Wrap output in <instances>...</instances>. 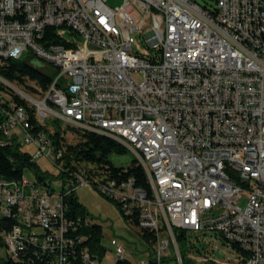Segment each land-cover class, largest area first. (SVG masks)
<instances>
[{
  "label": "built area",
  "instance_id": "built-area-1",
  "mask_svg": "<svg viewBox=\"0 0 264 264\" xmlns=\"http://www.w3.org/2000/svg\"><path fill=\"white\" fill-rule=\"evenodd\" d=\"M211 7L196 0H0V58L31 50L27 61L39 59L38 68L52 75L46 90L32 83L34 92L0 75L26 102L0 90V146L33 145L32 159L48 157L68 186L55 191L35 172L28 176L27 165L19 178L0 176L7 255L102 264V254L76 243L85 237L75 238L65 203L96 181L128 219L156 235L146 258L118 245L116 264H184L177 229L187 239L190 231L219 236L240 263L264 264V0H215V14ZM139 40L147 53L135 48ZM56 121L131 151L152 194L132 178L93 179L83 165L67 167L49 138ZM5 216L17 220L10 230L2 227Z\"/></svg>",
  "mask_w": 264,
  "mask_h": 264
},
{
  "label": "trees",
  "instance_id": "trees-1",
  "mask_svg": "<svg viewBox=\"0 0 264 264\" xmlns=\"http://www.w3.org/2000/svg\"><path fill=\"white\" fill-rule=\"evenodd\" d=\"M197 1V0H196ZM198 2V1H197ZM205 7L212 6V12L215 14L214 5H203ZM53 30L49 28L47 35L51 34ZM0 75L4 78L17 83L21 87L28 91L34 92L35 88L32 83L40 85L42 90L48 89L52 75L48 72L43 71L32 63L19 59L12 58H0ZM0 90H4L11 94L12 99L19 103H26L18 95H16L11 89L5 87L0 82ZM31 122L35 123V117L33 109L30 108ZM40 129L48 131L46 127L38 126ZM67 128H71L75 136L72 141H69L66 133ZM63 128L60 122H54L53 132L49 134V138L54 142L56 148L63 149L64 155L61 157L67 167L69 166H85L88 171L87 173L93 179L101 177L103 179H116L118 181L128 180L132 178L135 185L145 189L149 195L152 194V188L150 182L145 174L143 166L134 159L128 166H118L111 160V155L114 153L123 154L126 149L123 145L115 141L109 136L99 134L89 130H83L76 126H68ZM37 128L35 129V131ZM67 131V132H66ZM33 166L35 174L39 181L44 185H49L45 180V175L41 171V167L37 163V160L32 159V154L29 150L22 148L18 150L15 145H2L0 146V176L7 178H19L23 176L24 166ZM65 173L61 172L60 175L64 176ZM96 185V181L93 183ZM106 196V195H105ZM109 198L108 196H106ZM111 199V198H110ZM113 200V199H112ZM120 207V204L114 200ZM67 216L76 225V231L74 234L75 238L79 235H83L85 239L83 241H76L79 247L84 245L88 246L92 253L98 252L103 255L104 250L100 245L102 227L92 220L88 225H83L79 222V218L83 219L87 217L84 214L83 205L78 201L75 193H71L65 199ZM121 209V207H120ZM127 217V216H126ZM128 218V217H127ZM2 227L10 230L16 223V218L5 216ZM137 224V218L135 219ZM75 227V226H74ZM73 226L70 228H74ZM143 238L151 245L156 240L154 231L150 229H140ZM177 239L183 254L184 264H195L193 260L185 258V251L190 249L188 247V239L185 230L177 229ZM0 243L3 241L0 238ZM0 264H55L50 260L47 254L43 256H34L33 252L30 255L23 256L22 260L16 262L13 257L7 255Z\"/></svg>",
  "mask_w": 264,
  "mask_h": 264
},
{
  "label": "rangeland",
  "instance_id": "rangeland-1",
  "mask_svg": "<svg viewBox=\"0 0 264 264\" xmlns=\"http://www.w3.org/2000/svg\"><path fill=\"white\" fill-rule=\"evenodd\" d=\"M202 5H214L215 0H197ZM110 5H121L124 0H108ZM135 48L141 52L147 53V50L141 40L137 41ZM32 55L31 50H25L21 56L22 60H29ZM30 62L41 67L42 62L39 59H32ZM137 79H141L140 74H136ZM67 128V125H63ZM66 136L69 141L74 139V132L71 128H67ZM22 148L31 152L35 151L33 145L23 144ZM135 159V155L131 151L123 154L114 153L111 160L118 166H128ZM37 163L41 167V171L45 172V180L51 185V188L57 192H64L68 186H65L61 178H58V168L46 156L37 158ZM33 166L26 170L28 176H32ZM75 195L78 201L83 205L84 214L94 223L102 227L100 245L103 247L102 264H116L118 256L116 247L122 245L128 253L134 255L136 259L148 257V248L151 244L143 238L140 228L128 219L119 205L112 199L107 198L99 191L93 183H84L76 188ZM247 196L243 197L242 205L244 206ZM188 247H193L185 251V258L193 260L195 264H243L240 263L237 254L231 251L229 246L221 237L213 236L210 233L201 234L200 232H189ZM173 251L172 246L167 250V254ZM97 253V252H96ZM166 253V252H165ZM98 254V253H97ZM7 257V248L0 243V262ZM163 264H173V260H165Z\"/></svg>",
  "mask_w": 264,
  "mask_h": 264
}]
</instances>
